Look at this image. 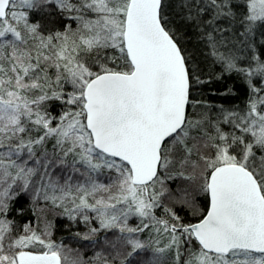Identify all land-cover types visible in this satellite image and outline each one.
Instances as JSON below:
<instances>
[{
    "label": "snow or ice",
    "instance_id": "obj_1",
    "mask_svg": "<svg viewBox=\"0 0 264 264\" xmlns=\"http://www.w3.org/2000/svg\"><path fill=\"white\" fill-rule=\"evenodd\" d=\"M0 264H264V0H0Z\"/></svg>",
    "mask_w": 264,
    "mask_h": 264
},
{
    "label": "trees",
    "instance_id": "obj_2",
    "mask_svg": "<svg viewBox=\"0 0 264 264\" xmlns=\"http://www.w3.org/2000/svg\"><path fill=\"white\" fill-rule=\"evenodd\" d=\"M46 22V21H45ZM59 21L56 23V27H60ZM75 24H73L74 26ZM51 26V25H50ZM189 46L195 52L197 56V60L200 63V67L203 69V76L210 79V83H205L200 85L201 91L195 93V96L200 101H208L213 105L223 104L225 107H232L233 105H243V101L245 98L244 85L243 82L236 78H228L224 81H218L215 79V75L219 72V68L214 66L210 59H205V57L201 54V46L198 45L195 36L189 42ZM226 86H232L237 90V94L235 96H221L220 92L225 89ZM215 93V94H214ZM51 111L55 114L59 111V102L58 101H50ZM197 202L200 207L206 210L207 206V197L203 196L202 198H198ZM25 208V212L22 217H18L17 219L21 222L25 221H36L37 217H42L43 213L39 211L33 215L30 204L26 200H21L20 205ZM179 214L186 220H191L196 222L198 219L194 218V215L190 213V208L180 207L177 209ZM45 215V213H44ZM46 220L51 224L52 231V239L57 243H63L66 248L72 249L71 252L79 250L83 251V257L88 259L92 256V254L97 251L96 248L90 247V241L82 240L76 233H86L88 228L83 223H73L69 221L67 217L57 216L53 213L49 214L46 217ZM40 226L43 227L44 221L40 218L39 220ZM133 223V221H130ZM102 235V234H101ZM69 255H71L69 253ZM74 257V256H73Z\"/></svg>",
    "mask_w": 264,
    "mask_h": 264
},
{
    "label": "rangeland",
    "instance_id": "obj_3",
    "mask_svg": "<svg viewBox=\"0 0 264 264\" xmlns=\"http://www.w3.org/2000/svg\"><path fill=\"white\" fill-rule=\"evenodd\" d=\"M73 27H75V25H74ZM189 191H191V190H189ZM199 197L202 198L203 195L197 196V197H196V202H197V199H198ZM197 205H198V207H199L201 210H205V209H203L202 207L199 206L198 202H197ZM175 207H176V209H179L180 207H182V205L177 204V205H175ZM190 213L194 215V218H195V219H199V214H198V213H194L192 209H190ZM49 214H51V213H46L45 215H44V213H43L42 217H40V218L42 219V221H44V220L46 219V217L49 216ZM79 252H80L82 255L84 254L83 251H79ZM70 254H71L70 256L73 257V256H76L77 252H76V251H73V252H70Z\"/></svg>",
    "mask_w": 264,
    "mask_h": 264
}]
</instances>
